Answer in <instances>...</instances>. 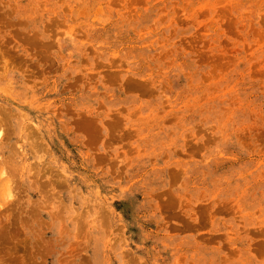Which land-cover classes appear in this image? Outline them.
I'll return each instance as SVG.
<instances>
[{
  "label": "rangeland",
  "instance_id": "1",
  "mask_svg": "<svg viewBox=\"0 0 264 264\" xmlns=\"http://www.w3.org/2000/svg\"><path fill=\"white\" fill-rule=\"evenodd\" d=\"M1 169L0 264H264V0H0Z\"/></svg>",
  "mask_w": 264,
  "mask_h": 264
},
{
  "label": "bare ground",
  "instance_id": "2",
  "mask_svg": "<svg viewBox=\"0 0 264 264\" xmlns=\"http://www.w3.org/2000/svg\"><path fill=\"white\" fill-rule=\"evenodd\" d=\"M2 171H3V173H4V170L1 169V171H0L1 174H2ZM2 175H3V174H2ZM0 176H1V175H0ZM2 183H3V181H2ZM2 183H0V184H1L0 187H2ZM4 183H5V182H4ZM5 185H6V184H5ZM5 185H4V186H5Z\"/></svg>",
  "mask_w": 264,
  "mask_h": 264
}]
</instances>
